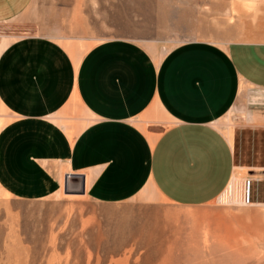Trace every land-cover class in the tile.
I'll return each instance as SVG.
<instances>
[{"label":"crops","instance_id":"1","mask_svg":"<svg viewBox=\"0 0 264 264\" xmlns=\"http://www.w3.org/2000/svg\"><path fill=\"white\" fill-rule=\"evenodd\" d=\"M38 3L0 0V23L36 20ZM247 32V40H193L161 56L120 38L83 52L43 34L5 42L1 187L19 200L64 192L113 205L150 188L177 206L241 204L249 170L219 122L240 99L264 93V16ZM248 114L264 127V111Z\"/></svg>","mask_w":264,"mask_h":264},{"label":"rangeland","instance_id":"2","mask_svg":"<svg viewBox=\"0 0 264 264\" xmlns=\"http://www.w3.org/2000/svg\"><path fill=\"white\" fill-rule=\"evenodd\" d=\"M36 8V20L0 23V49L43 34L78 52L120 38L161 56L193 40L250 39L264 16V0H39ZM254 110L264 111L257 90L219 128L234 135L237 165L256 178V205L242 196L238 205L177 206L150 188L113 205L64 192L19 200L0 185V264H264V127L246 121ZM8 119L0 106V128Z\"/></svg>","mask_w":264,"mask_h":264},{"label":"built area","instance_id":"3","mask_svg":"<svg viewBox=\"0 0 264 264\" xmlns=\"http://www.w3.org/2000/svg\"><path fill=\"white\" fill-rule=\"evenodd\" d=\"M256 178L252 175H249L244 181V193H243V203L245 205H253L254 202V190H253V183L255 182Z\"/></svg>","mask_w":264,"mask_h":264},{"label":"bare ground","instance_id":"4","mask_svg":"<svg viewBox=\"0 0 264 264\" xmlns=\"http://www.w3.org/2000/svg\"><path fill=\"white\" fill-rule=\"evenodd\" d=\"M244 182V181H243ZM242 192V196H243V193H244V188H243V190L241 191ZM242 204H243V200H242Z\"/></svg>","mask_w":264,"mask_h":264},{"label":"water","instance_id":"5","mask_svg":"<svg viewBox=\"0 0 264 264\" xmlns=\"http://www.w3.org/2000/svg\"><path fill=\"white\" fill-rule=\"evenodd\" d=\"M251 175V174H250ZM68 193V192H67ZM79 194H80V192H79Z\"/></svg>","mask_w":264,"mask_h":264}]
</instances>
